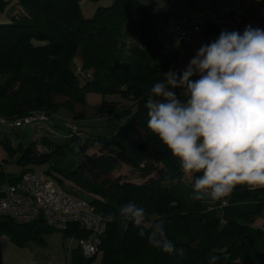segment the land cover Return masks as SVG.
<instances>
[{
	"label": "trees",
	"instance_id": "16d2710c",
	"mask_svg": "<svg viewBox=\"0 0 264 264\" xmlns=\"http://www.w3.org/2000/svg\"><path fill=\"white\" fill-rule=\"evenodd\" d=\"M84 1L0 0V16L14 7L22 9L0 20V118L12 121L35 111L49 117L60 106L73 117L82 116L74 107H84L85 95L96 93L119 95L123 108L114 116L125 120L109 134L83 132L78 152L94 147L99 154L84 156L71 169L52 159L64 152L63 145L44 138L51 150L38 152L34 141L11 144L4 133L3 147L17 158L20 171L7 178L0 172V185L16 182L33 165L50 163L45 173L58 186L65 189L67 179L92 197L89 202L106 221L98 252L85 257L73 248L67 264H208L212 254L219 257L217 264H264V221L253 225L264 220V189L237 185L226 203L188 199L196 176H186L180 161L147 129V96L172 69V58H158L153 9L139 0H112L87 18ZM77 55L79 72L71 69ZM115 60L127 67H113ZM175 91L184 99L181 89ZM55 96L64 100L57 102ZM71 133V139L81 135ZM120 164L136 169L144 181L137 184L121 176L100 181ZM128 202L145 209L144 238L119 215ZM161 219L168 239L184 250L183 257L148 244L147 232ZM55 230L42 218L18 225L0 216V234L19 245ZM81 234L72 225L62 231V237Z\"/></svg>",
	"mask_w": 264,
	"mask_h": 264
},
{
	"label": "clouds",
	"instance_id": "9594fccd",
	"mask_svg": "<svg viewBox=\"0 0 264 264\" xmlns=\"http://www.w3.org/2000/svg\"><path fill=\"white\" fill-rule=\"evenodd\" d=\"M164 76L145 101L147 129L180 161L186 176H196L188 199L226 203L237 185L264 189V29L222 31L185 69ZM119 215L145 237L143 207L128 202ZM147 242L184 256L168 239L163 219L152 223ZM218 259L212 254L208 264Z\"/></svg>",
	"mask_w": 264,
	"mask_h": 264
},
{
	"label": "built area",
	"instance_id": "2783aa9c",
	"mask_svg": "<svg viewBox=\"0 0 264 264\" xmlns=\"http://www.w3.org/2000/svg\"><path fill=\"white\" fill-rule=\"evenodd\" d=\"M242 1L230 0L206 13L168 19L159 42L158 58L169 55L173 42L198 38L208 44L225 30L243 34ZM48 120L49 117L43 112L35 111L12 121L0 118V123L12 127L33 123L41 126ZM70 128L72 132L77 131L73 125ZM0 216L18 225L42 218L56 230L64 231L71 225L78 228L82 233L80 236H68L65 246L67 262L73 248H78L85 257L95 255L106 226L104 217L95 211L88 199L67 192L40 170L26 171L16 182L0 185Z\"/></svg>",
	"mask_w": 264,
	"mask_h": 264
},
{
	"label": "rangeland",
	"instance_id": "374dc122",
	"mask_svg": "<svg viewBox=\"0 0 264 264\" xmlns=\"http://www.w3.org/2000/svg\"><path fill=\"white\" fill-rule=\"evenodd\" d=\"M112 0H85L82 3V12L85 17H91L93 15L94 10L98 6H109ZM188 8L190 7L192 10L207 8L209 6V1L207 0H186ZM192 4V5H191ZM153 19L156 24V31L158 36L160 37L163 34L164 27L170 18L174 17L176 14L167 13L163 10L158 11L157 9H153ZM14 12L21 13L22 9L20 6L14 7L11 11L5 12V15H9ZM5 15L0 16V20L3 21ZM168 15V16H167ZM172 15V16H170ZM180 17H184L183 15H178ZM178 17V18H180ZM171 51V50H170ZM75 67L80 65V58L78 55L74 58ZM175 59L172 58V64L175 66ZM181 66H184V63L181 61ZM173 66V67H174ZM179 69V67H178ZM177 69V70H178ZM171 71H175L174 68ZM111 95L101 96L96 93H87L85 95V106H77L74 107L76 110L82 113V116L73 117V113L65 106H60L56 112L49 116V120L47 122L42 123L41 126H37L35 123L29 125H23L21 127H12L0 124V150L3 153V156L0 160V172L3 173L4 177H12L16 176L20 171V166L16 163V157H11L8 155V152L3 147L2 137L3 134L6 133L8 140L11 144L18 143L21 141L23 144H27L30 141H34L36 144V149L38 152H45L51 150L50 146H47L43 143V139L47 138L52 140L55 144H60L64 146V152L61 155L53 156V160L56 158L61 159V163L63 167L67 169L74 168L77 163H79L84 156H92L98 155V148L87 147L84 148L83 151L78 152L77 146L82 142L84 137L82 135L83 132H89L90 134H104L100 124L113 123L114 130L116 127L121 124V122L114 119V114L121 110L123 107L120 106L118 101L110 98ZM57 102H62L64 98L55 96L54 98ZM103 113V116L101 114ZM104 121V122H103ZM73 124L77 127V133H81L79 137L69 138L72 133L69 129L70 125ZM113 130V131H114ZM50 163H44L39 165H33L34 170H40L44 173L49 170ZM45 175H47L45 173ZM55 175V174H54ZM118 176H121L123 179L131 181L133 183H142L144 178H142L136 169H133L127 165L120 164L116 170L111 172L108 175H101L100 181L110 182L113 181ZM56 181V179H54ZM57 183V182H56ZM65 186V187H64ZM64 188L65 190L73 193L77 196L84 197L88 200H91V196L86 194L83 191H77L78 188L71 181L64 180ZM208 198V197H207ZM264 220L262 218L257 219L254 222V226H260ZM44 241L37 240H27L24 245H19L18 243L10 240V238L4 234H0V237H6L8 239L7 245L14 244L15 248L14 255L16 257L21 256L23 260H41L44 258L43 255H52L56 256L58 253L61 254L62 261L65 260L66 250L65 246L68 242V236L62 237V231L55 230L51 233H43ZM12 242V243H9ZM76 242L74 243V246ZM17 246V247H16ZM98 258L100 255L97 256Z\"/></svg>",
	"mask_w": 264,
	"mask_h": 264
},
{
	"label": "crops",
	"instance_id": "0c3cea01",
	"mask_svg": "<svg viewBox=\"0 0 264 264\" xmlns=\"http://www.w3.org/2000/svg\"><path fill=\"white\" fill-rule=\"evenodd\" d=\"M141 3L150 6L152 9H157L158 11L163 10L164 12L176 14L174 17H180L178 15H183L184 17H192L198 14L206 13L212 9L220 7L228 3L230 0H207L209 1V6L207 8L192 10L190 7L188 8L186 0H139ZM190 1V0H188ZM192 5V4H191ZM242 7L244 11V25L243 31L249 25L253 28L264 29V0H243ZM168 16V15H167ZM172 16V15H170ZM171 19V18H170ZM162 34L159 39H161ZM206 43L201 41L198 38L189 39L186 42H173L171 44V51L166 58H174L176 63L175 66L172 64V68L175 71H182L186 68L191 58H193L197 52V50ZM181 61L184 63V66L180 65ZM75 62L73 61L71 64V69L76 71L78 66L74 69ZM174 66V67H173ZM179 67V69H178ZM178 69V70H177ZM197 78V77H195ZM108 96V95H106ZM110 98L118 101L117 103L121 104L122 98L119 95H111ZM103 116V113L101 114ZM114 119L121 123L125 120L117 119L114 116ZM104 122V121H103ZM102 131L104 134H109L114 130L113 123L100 124ZM3 156L2 151L0 150V160ZM3 160H1L2 162ZM8 239L6 237H0V264H67V256L65 255V260L62 261L60 257L61 254H57L56 256H48L43 255L44 258L41 260L33 259V260H23L21 256L16 257L14 255V244L7 245ZM44 241V235L41 236L40 240ZM12 243V242H9ZM17 247V246H16ZM13 248V249H12Z\"/></svg>",
	"mask_w": 264,
	"mask_h": 264
},
{
	"label": "water",
	"instance_id": "95a60500",
	"mask_svg": "<svg viewBox=\"0 0 264 264\" xmlns=\"http://www.w3.org/2000/svg\"><path fill=\"white\" fill-rule=\"evenodd\" d=\"M113 67H115V68H126L127 64H122V63H119L118 61L115 60L113 63Z\"/></svg>",
	"mask_w": 264,
	"mask_h": 264
}]
</instances>
